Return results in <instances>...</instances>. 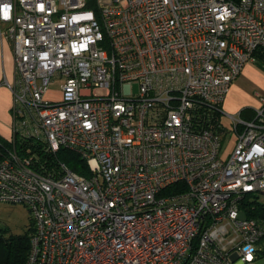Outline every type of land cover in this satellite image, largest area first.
I'll return each instance as SVG.
<instances>
[{
	"label": "built area",
	"instance_id": "obj_1",
	"mask_svg": "<svg viewBox=\"0 0 264 264\" xmlns=\"http://www.w3.org/2000/svg\"><path fill=\"white\" fill-rule=\"evenodd\" d=\"M0 25L15 72L8 141L74 151L89 170L0 159V202L31 215L25 264H254L264 218L242 206L264 191V98L227 114L225 158L226 133L198 118L223 113L264 53V0H0Z\"/></svg>",
	"mask_w": 264,
	"mask_h": 264
},
{
	"label": "trees",
	"instance_id": "obj_2",
	"mask_svg": "<svg viewBox=\"0 0 264 264\" xmlns=\"http://www.w3.org/2000/svg\"><path fill=\"white\" fill-rule=\"evenodd\" d=\"M256 53L255 60L261 61L264 64V53L258 51ZM203 110H206L207 113L200 112L199 114L201 115H199L198 122L206 126L221 129L219 127L221 111L219 109ZM244 112H249V115L253 114V111L249 109H243L240 114L245 116ZM9 149H14L23 156H33L34 161L32 164L39 169L41 168L39 164H43L46 170L54 171L58 163H64L70 170L79 174L87 175L89 172L86 163L74 151L62 147H59L56 151H51L47 150L41 141L15 138L13 142H10L6 137L0 135V159L6 155ZM242 207L248 215L264 218V206L255 200L245 199ZM32 229V222L23 234L6 235L0 229V264H25L29 249V235ZM262 253H264V248L258 251V255Z\"/></svg>",
	"mask_w": 264,
	"mask_h": 264
},
{
	"label": "rangeland",
	"instance_id": "obj_3",
	"mask_svg": "<svg viewBox=\"0 0 264 264\" xmlns=\"http://www.w3.org/2000/svg\"><path fill=\"white\" fill-rule=\"evenodd\" d=\"M252 65L258 74L261 73L260 76L255 77V79L247 77L244 78L242 76L238 78L236 80L237 88H235L233 93H228V98L231 102L236 101L238 98L241 100H247L255 105L254 108H258L262 106L260 99L264 98V64L261 61H255ZM133 88L136 89V85H134ZM44 97L50 100H56L59 98L58 79L53 78L50 81ZM242 117L246 118L244 115H242ZM220 120L223 125L220 130L226 133L225 135H221V156L225 158L232 149L235 132L232 128L230 118L226 113H221ZM249 199L255 200L264 206L263 192L257 193ZM31 222L30 212L25 205L19 203L0 202V229L4 231V234H23L29 228ZM261 244L264 248V241H262ZM254 264H264V253L255 258Z\"/></svg>",
	"mask_w": 264,
	"mask_h": 264
},
{
	"label": "crops",
	"instance_id": "obj_4",
	"mask_svg": "<svg viewBox=\"0 0 264 264\" xmlns=\"http://www.w3.org/2000/svg\"><path fill=\"white\" fill-rule=\"evenodd\" d=\"M2 26V25H0ZM257 60H254V62ZM253 62L246 63L240 73L234 78L231 82L228 91L222 101V111L226 114H237L240 113L243 109L252 110L255 109L253 103L247 100L237 99L236 101H229L228 93L235 91L237 88L236 80L238 78L247 77L255 79V77L260 76L256 72V69L252 65ZM14 62H13V51L12 44L8 38H5L0 34V135L2 137L9 138L11 134V92L7 83H11L14 79ZM264 85V82H263ZM236 112V113H234ZM245 114V112H244ZM247 114V115H246ZM245 114V117H249V112ZM242 116V114H241Z\"/></svg>",
	"mask_w": 264,
	"mask_h": 264
},
{
	"label": "water",
	"instance_id": "obj_5",
	"mask_svg": "<svg viewBox=\"0 0 264 264\" xmlns=\"http://www.w3.org/2000/svg\"><path fill=\"white\" fill-rule=\"evenodd\" d=\"M245 216H246V215H245L244 211H241V212L239 213V217H240V218L244 219Z\"/></svg>",
	"mask_w": 264,
	"mask_h": 264
},
{
	"label": "snow or ice",
	"instance_id": "obj_6",
	"mask_svg": "<svg viewBox=\"0 0 264 264\" xmlns=\"http://www.w3.org/2000/svg\"><path fill=\"white\" fill-rule=\"evenodd\" d=\"M5 17L7 16V12L4 13Z\"/></svg>",
	"mask_w": 264,
	"mask_h": 264
}]
</instances>
